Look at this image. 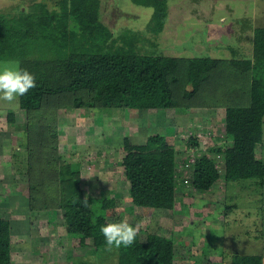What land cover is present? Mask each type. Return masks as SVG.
<instances>
[{"label": "rangeland", "instance_id": "rangeland-1", "mask_svg": "<svg viewBox=\"0 0 264 264\" xmlns=\"http://www.w3.org/2000/svg\"><path fill=\"white\" fill-rule=\"evenodd\" d=\"M31 1L0 0V8L26 7ZM41 1L57 5V0ZM158 4L161 30L147 27L154 7L134 0H101L100 13L116 34L130 27L137 30L134 45L140 51L179 56H252L254 28L264 23V0H158ZM4 65L20 68L15 58L1 57L0 66ZM199 99L202 103L186 110L122 107L114 115L106 108L65 101L47 109L57 128L50 149L40 143L38 122L28 131L19 98L11 103L0 100V216L11 226V261L1 264L118 263V249L94 253L92 238L67 229L77 205L51 202L44 208L37 188L39 200L31 207L29 177L41 176L38 170L46 162L43 158H53L51 152L60 163L70 162L81 172L85 194L102 197L99 231L109 222L127 220L138 226L142 240L166 244L174 264H224L235 251L260 253L264 264V180L220 176L208 189L191 183L192 163L202 152L225 170V157L216 148L233 139L226 129L225 106L207 104L212 101L207 95ZM132 142L160 144L157 154L166 163V193L145 205L131 193L125 177V153ZM255 150L264 160V136ZM28 161L34 167L30 174Z\"/></svg>", "mask_w": 264, "mask_h": 264}, {"label": "trees", "instance_id": "trees-1", "mask_svg": "<svg viewBox=\"0 0 264 264\" xmlns=\"http://www.w3.org/2000/svg\"><path fill=\"white\" fill-rule=\"evenodd\" d=\"M134 1L154 7L148 28H164L158 0ZM56 4L32 0L26 7L0 8V58L18 59L20 68L36 77V87L19 97V103L26 110L30 133L38 122L43 147L55 146L50 138L57 136L47 109L65 101L74 106L106 108L108 115H114L122 107L174 106L186 110L202 103L199 97L207 95L213 101L207 104L225 106L226 129L233 139L216 148L225 157L223 172L216 159L205 152L194 158L192 185L208 189L220 176L225 180H264V160L255 150L264 136V23L254 28L249 57L156 54L134 45L137 30L130 27L116 34L101 18V0H57ZM160 146L140 142L127 145L125 177L141 205L166 193V163L157 154ZM53 155L51 152L53 158H43L46 162L36 180H32L34 167L28 161L31 207L39 200L37 188L44 208L51 202L58 206L72 202L79 209L67 219V229L92 238L94 253L106 250L105 238L98 230L102 197L85 194L81 172ZM85 195L87 207L82 204ZM10 227L9 220L0 216V264L11 261ZM117 253V264H174L166 244L142 240L139 232L132 245L121 246ZM231 256L224 264H263L260 253L235 251Z\"/></svg>", "mask_w": 264, "mask_h": 264}, {"label": "clouds", "instance_id": "clouds-1", "mask_svg": "<svg viewBox=\"0 0 264 264\" xmlns=\"http://www.w3.org/2000/svg\"><path fill=\"white\" fill-rule=\"evenodd\" d=\"M36 87V77L26 69L0 66V100L9 103L18 100ZM84 207L88 206V196L82 200ZM105 238L106 251L120 249L121 246L132 245L139 232L138 226H133L127 220L109 222L101 227Z\"/></svg>", "mask_w": 264, "mask_h": 264}]
</instances>
